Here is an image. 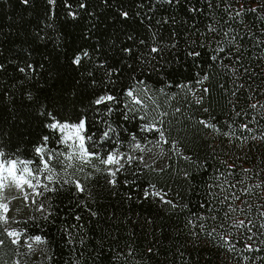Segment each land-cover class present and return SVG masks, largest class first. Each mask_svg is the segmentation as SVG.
Returning <instances> with one entry per match:
<instances>
[{
	"label": "trees",
	"instance_id": "obj_1",
	"mask_svg": "<svg viewBox=\"0 0 264 264\" xmlns=\"http://www.w3.org/2000/svg\"><path fill=\"white\" fill-rule=\"evenodd\" d=\"M0 154V264H264V0H0Z\"/></svg>",
	"mask_w": 264,
	"mask_h": 264
},
{
	"label": "snow or ice",
	"instance_id": "obj_2",
	"mask_svg": "<svg viewBox=\"0 0 264 264\" xmlns=\"http://www.w3.org/2000/svg\"><path fill=\"white\" fill-rule=\"evenodd\" d=\"M107 99H111V97H108ZM97 102L99 103L100 101H97ZM75 127H76V134L78 135L79 130L81 128H83V122H81V124L79 126H75ZM105 135H107V133H105ZM69 138H71V137H69ZM80 139L82 141L83 137H80ZM80 148L82 151H86V150H84L83 143H81ZM37 151H39V149ZM0 155H2V154H0ZM87 155H94V153H87ZM102 163L113 164V163H118V161L115 159V157L113 155H109L106 160L102 161ZM16 164H17V161H11L10 167L14 168L16 166ZM7 167H9V165H5L4 163H0V169H4ZM24 171L27 172L28 171L27 168H25ZM21 183H26V184H29V186H32L28 180H22ZM6 207H7L6 205H0V208H3L5 210H6ZM0 219H4V217L2 215H0ZM39 239H40L39 237L36 238L37 241H39Z\"/></svg>",
	"mask_w": 264,
	"mask_h": 264
},
{
	"label": "rangeland",
	"instance_id": "obj_3",
	"mask_svg": "<svg viewBox=\"0 0 264 264\" xmlns=\"http://www.w3.org/2000/svg\"><path fill=\"white\" fill-rule=\"evenodd\" d=\"M1 173H2V169H0V175H1ZM21 181H22V179H18L19 184H22Z\"/></svg>",
	"mask_w": 264,
	"mask_h": 264
}]
</instances>
